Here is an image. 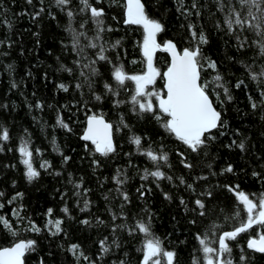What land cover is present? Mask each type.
<instances>
[{
    "label": "trees",
    "instance_id": "1",
    "mask_svg": "<svg viewBox=\"0 0 264 264\" xmlns=\"http://www.w3.org/2000/svg\"><path fill=\"white\" fill-rule=\"evenodd\" d=\"M90 2L105 9V25L113 29L103 34L104 40L109 44L121 41L116 49L108 53L110 58L117 65L123 64L128 74L142 73L145 70L140 47L143 40L142 28L126 25L124 9L110 4L109 0H101L99 4L96 0ZM143 2L150 17L164 25L165 30L157 36L159 43L171 40L178 49L192 46V38L187 28L189 20L177 11L176 0ZM33 3L35 7L28 5L26 0H0V20L7 19L12 22L11 29L0 24V40L5 41L0 46V105H7V108L0 107V126L6 127L10 134L9 141L0 142L4 149L0 151V192L4 193L0 197V203L4 204L0 209V216L7 219L18 232L13 237L3 223H0V247H9L19 239L35 240L36 251L27 255L26 264H40L41 259L45 264H90V261L95 264H112L119 260H127L128 264H140L142 253L138 249L142 245V234L129 236L126 231L118 230L116 236L121 247H113L102 258L98 241L108 237L111 244L113 224L132 225L135 219L146 217L144 209L147 208L152 214V231L163 241L166 249L177 253L174 264H192L194 254L202 256L199 251L194 253L200 247L195 239L198 233L203 235L213 223L221 226L217 234L235 226V221L226 222L224 216L233 213L237 202L223 185H239L240 190L248 194L258 195L264 192V119H261L264 107L255 110L251 108L248 97L251 95L259 102V91L244 68V64L253 63L255 48L239 50L233 36L215 27L217 20L222 21V14L216 11L212 0H199L202 5L201 16L197 18L193 14L190 20L197 25V33L202 26L208 38V43L202 45L204 55L217 62L233 100L221 106L212 97L226 121V127L220 130L224 135H220L219 131L215 132L216 139L210 142L208 154L197 155L167 133L161 123L151 115L138 116L131 111L129 103L114 106L115 99L129 100L133 84L128 82L127 90H121L118 97L108 94L103 85L105 82L114 84L110 80L112 64L98 62L96 65L101 75L94 77L93 91L103 97L102 101H96L93 92L86 85L78 90L76 84L83 83V77L74 63L77 56L65 30L69 23L66 12L56 7L53 0H44L43 5L39 0H33ZM190 3L191 0H185V6ZM41 6L45 8V12L35 21L29 15H21L23 12L37 11ZM69 7L76 13L72 26L78 29L88 16L79 13V0H72ZM86 30L89 36L95 35L94 25L90 20ZM245 35L250 41L255 39L251 33ZM9 43L11 46H8ZM92 54V50H89V55ZM154 63L163 72L170 60L165 52L157 51ZM261 63H264V59L255 60L257 66ZM9 65L12 66L11 71L8 69ZM64 68H71L72 72L69 73ZM214 74L210 69L204 73L209 78ZM239 80L245 83L237 89L234 85ZM13 83L17 87L13 88ZM59 84L67 85L69 91L59 89ZM163 85L164 81L158 79L155 87L162 90ZM37 102L43 108H36ZM92 114L103 115L114 125L117 152L109 157L91 152V144L81 139L87 117ZM58 115L69 125L71 131L57 125ZM121 116L129 127L117 131L115 126ZM133 135L142 138L145 148L151 145L157 152L164 151L169 154L171 167L165 166L161 170L174 177L172 182L162 180L157 187L151 177L147 181L141 180L143 170L153 169V165L129 142V137ZM22 138L29 141V148L34 153V167L40 171L39 178L32 182L25 177L26 168L21 163L18 151ZM233 140L237 143L244 141L246 151L241 152L235 146L229 147ZM86 144L88 149L85 148ZM36 149L40 150L39 153L35 152ZM181 151L189 162L195 164L191 171L180 163L177 153ZM64 157L70 158L67 163L64 162ZM94 160L99 161V166L93 163ZM44 161L50 162L52 167L48 170L41 169L39 165ZM209 163L212 165L211 169L206 166ZM228 164L233 165L234 173L221 175L222 169ZM117 169H121L128 177L123 187L129 194L131 203L124 209L128 216L127 221L117 219L113 222L109 209L119 214L121 203L116 197V185L112 179ZM254 171L259 176H253ZM57 172L60 175H56ZM211 172L217 175H211ZM202 175L208 176V179H195ZM179 176L193 184L195 192L180 185L179 180L175 179ZM70 180L77 183L82 180L83 188L75 189ZM141 184L145 185V190L151 189L144 198H140L136 191ZM83 189H88L86 198L90 201V206L89 210L82 212L80 208L85 197H77L75 192L83 193ZM209 190L213 193L212 197L200 195ZM165 192L171 196V200L164 198ZM16 193L23 195L9 204L8 201ZM105 195H110L111 200L106 201ZM181 198L185 200L186 206L180 203ZM197 198L206 205V215L203 217L198 214L200 210L194 203ZM65 206L68 207L70 215L61 211ZM49 208L53 209V219L63 220V231L56 236L51 235L45 228L49 219ZM14 209L19 210V215L26 219L21 220L14 216ZM85 219L90 224L81 223ZM98 219L104 223H97ZM29 220L41 228L40 233L27 230L30 227ZM193 220L196 221L195 224L191 223ZM257 231L260 230L254 229L231 242L234 264H264V253L247 248V240ZM73 244L79 245V252H83L90 260H85L82 256L77 259L79 252L74 255L68 250ZM241 254L245 256L243 262L239 260Z\"/></svg>",
    "mask_w": 264,
    "mask_h": 264
},
{
    "label": "snow or ice",
    "instance_id": "2",
    "mask_svg": "<svg viewBox=\"0 0 264 264\" xmlns=\"http://www.w3.org/2000/svg\"><path fill=\"white\" fill-rule=\"evenodd\" d=\"M39 2L41 5L44 4V0H39ZM100 2L101 0H96V3L99 4ZM26 3L35 7L33 0H26ZM53 3L61 11H65L69 19L65 30L71 38V48L77 56L74 63L80 69V76L83 77V83L76 84L78 90L86 85L89 91L93 92L94 99L102 101L103 97L93 91L94 77L101 75L96 65L98 62L112 64L113 68L110 80L114 81V84L105 82L103 85L108 94L112 97H118L121 90H127L128 82L133 84L129 100L115 99V107L129 103L133 113L141 117L145 114L154 117L161 123L167 133L174 136L191 153L197 155L203 153L205 156L208 154L207 150L210 142L216 139L215 132L219 131L220 135H224L223 131L220 130L226 127L223 113L218 110L212 97L214 96L215 100L219 101L220 105L223 106L226 102H231L233 96L227 82L219 72L217 62L204 55L202 45L208 43V38L203 32L202 26L201 31L197 33V25L190 20L193 14L197 18L201 16L202 5L199 3V0H191L188 6H185V0H176L178 5L177 11L186 20H189L187 28L192 38V46L183 49H178L177 45L171 40L163 43L157 41V36L165 30L164 25L159 20L150 17L143 0H123V3H121V0H109L110 4H115L124 9V23L126 25H137L143 30V40L140 47L144 58L145 70L139 74H128L123 64L117 65L110 58L108 53L110 50L116 49L121 41L117 40L114 44H109L104 40L103 34L111 32L113 29L105 25V9L103 7L98 8L94 6L90 0H79V13L87 14L88 19L82 21L77 29L72 26L76 15L69 7L72 0H53ZM212 3L215 4L216 11L222 14V21L217 20L215 23L217 30L224 31L225 34L233 36L237 41L239 50H244L247 47H253L256 50L253 63L244 64V68L249 79L257 85L259 102L251 95H249L248 99L253 110L258 107H264V63L258 66L255 64L256 59H264V0H212ZM44 12L45 8L41 6L37 11L23 12L21 15H29L35 21ZM212 15H215V13H212ZM89 20L94 25V36H89L86 30ZM0 24L6 25L9 29L12 28L10 20H0ZM245 33H251L255 39L250 41V38ZM4 44L5 41L0 40V46ZM8 46H11L10 43ZM89 50H92V55H89ZM157 51L168 53L171 57L167 69L163 72L154 63ZM8 69L11 71L12 66L9 65ZM209 69L215 73L210 78L204 75ZM64 70L69 73L72 72L71 68H64ZM158 79L164 81L162 90H158L155 87ZM244 83L243 80H239L234 87L239 89ZM12 87H17L16 83H13ZM58 88L64 92L69 91L68 86L65 84H59ZM222 96L223 99L221 98ZM0 107L7 108V105H0ZM35 107L43 108V105L37 102ZM261 119H264V115L261 116ZM56 123L58 126L71 131L69 125L65 123L60 115L57 116ZM128 127L129 125L125 123L123 116H121L119 123L115 126V130L118 131L121 128ZM81 139L90 142L92 147L89 150L93 153H98L102 157H109L117 152V145L114 142V125L107 121L103 115L92 114L87 117V126ZM9 140V130L6 127L0 126V142H7ZM129 142L134 144L137 152L145 156L153 165L154 170L149 168L143 170L140 176L141 180L147 181L151 177L157 184V187H159V181L167 180L172 182L174 180L173 176L161 170L165 166L171 167L167 152H157L151 145L145 148L142 145V138L140 136L133 135L129 137ZM232 146L239 148L241 152L246 151L244 141L237 143V141L233 140L229 147ZM85 148L88 149L87 144ZM3 150L2 145H0V151ZM18 151L21 163L26 168V179L32 182L39 178L40 171L34 167V153L29 148V141L22 138ZM39 151V149L35 150L36 153H39ZM177 155L180 157V163L184 168L189 171L194 169L195 164L189 162L184 152H178ZM69 159V157H64V162L67 163ZM93 163L99 166L98 160H94ZM206 166L209 169L212 167L211 163ZM39 167L48 170L52 165L50 162L44 161ZM224 173H234L233 165L228 164L226 168L222 169L220 174L223 175ZM210 174L217 175L215 172H211ZM56 175H60V173L57 172ZM252 175L259 176V173L254 171ZM112 179L116 185L114 189L116 197L120 199L121 203L119 214L109 209L111 218L113 222L117 219L127 221L128 216L124 209L126 205L131 203V199L123 186L127 183L128 177L121 169H117L116 175ZM175 179L179 180L180 185H184L195 192L193 184L187 183L183 176L176 177ZM195 179L207 180L208 176H197ZM69 182L73 183V187L77 190L83 188L82 180L78 183L71 180ZM223 187L233 194L237 202V207L233 213L224 216L226 222L235 221V226L231 230L220 231L217 234V230L221 226L213 223L203 235L198 233L195 239L198 241L200 247L194 250V253L195 251H199L202 256L194 254L192 264H234L231 242L237 241L238 237L242 234L249 233L254 229H259L260 231H257L254 236H251L247 240V248L254 252L264 253V192L258 195L255 193L248 194L240 190L239 185L226 184ZM136 191L140 198H144L147 193L151 192V189L145 190V185L141 184ZM87 192L88 189H83V193L80 191L75 192L77 197H85L83 199V206L80 208L82 212L89 210L90 201L86 198ZM22 195V193H16L8 203H13L18 197H22ZM200 195L212 197L213 193L209 190ZM3 196L4 193L0 192V197ZM164 198L171 200V196L166 192L164 193ZM104 199L110 201L111 197L110 195H105ZM180 203L186 206L183 198L180 199ZM194 203L197 209L200 210L198 214L202 217L205 216L206 205L204 201L197 198ZM77 206L79 207V202ZM3 207L4 204L0 203V209ZM61 211L65 215H70L67 206L62 208ZM193 211H196V209H193ZM144 212L147 214L146 217L142 216L135 219L132 225H128L127 223L113 224V239L111 244L108 241V237H104L98 241L101 258L107 256L113 247L117 249L121 247L119 239L116 236L117 231L120 230L126 231L129 236L136 235L137 233L142 234V245L138 249L142 253L140 264H174L177 253L163 246V241L152 231V214L147 208L144 209ZM13 215L21 220L26 219L19 215V210L17 209L13 210ZM47 216L49 219L45 224V228L49 230L51 235H59L63 231L61 227L63 220L52 218V208L47 210ZM0 223H3L11 236L16 237L18 235V232L13 229L9 221L3 216H0ZM81 223L88 225L90 221L85 219ZM97 223L102 224L104 222L98 219ZM191 223L195 224L196 221L193 220ZM29 225L28 231L37 234L41 232V228L31 220H29ZM36 243L35 240L31 239H19L15 240L9 247H0V264H26L27 255L36 251ZM79 248V245L73 244L68 250L75 255L79 252ZM81 256L85 260H90L89 257L84 256L83 252H79L77 259ZM239 260L243 262L245 256L241 254ZM40 264H45L43 259L40 260ZM90 264H95V262L90 261ZM112 264H128V261H113Z\"/></svg>",
    "mask_w": 264,
    "mask_h": 264
},
{
    "label": "water",
    "instance_id": "3",
    "mask_svg": "<svg viewBox=\"0 0 264 264\" xmlns=\"http://www.w3.org/2000/svg\"><path fill=\"white\" fill-rule=\"evenodd\" d=\"M167 55H168V57H169V60L171 59V57H170V54H168V53H166ZM86 126H87V122H86ZM86 128V127H85ZM84 142H86V141H84ZM88 143H90V142H88ZM253 251V250H252ZM258 253V252H257Z\"/></svg>",
    "mask_w": 264,
    "mask_h": 264
}]
</instances>
